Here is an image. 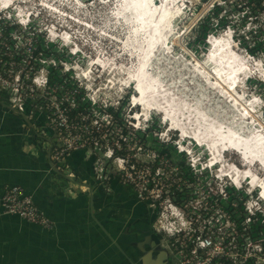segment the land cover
Wrapping results in <instances>:
<instances>
[{"label": "built area", "instance_id": "obj_1", "mask_svg": "<svg viewBox=\"0 0 264 264\" xmlns=\"http://www.w3.org/2000/svg\"><path fill=\"white\" fill-rule=\"evenodd\" d=\"M13 5L10 0H0V99L4 97L9 108L20 115L43 119L57 143L50 152L51 161L55 164L81 151L92 160V179L98 187L108 191L107 181L112 177L130 188L138 202L148 203L157 211L151 229L161 237L160 243L175 264H264L263 189L252 187L250 179L235 181V174H229L231 167L239 170L236 164L221 158L224 162L210 165V153L195 152L193 141L180 139L181 135H168L166 129L171 134L174 129L168 125L163 129L164 123L159 127L154 115L147 119L142 114L144 99L138 103L134 98L136 94L140 99L137 91L113 104L108 103V97L92 98L97 89L92 91L88 86L94 67L100 71L101 64H110L111 71L115 64L118 69L122 64L114 58L109 60L107 51L100 52V47L95 51L92 42L72 40L75 31L59 24L56 28L55 21L49 23L40 17L42 12L53 16L61 9L50 10L43 5L28 11L21 9L22 4ZM263 5L264 1V11ZM39 24L42 36L37 33V42L31 40L30 33ZM92 29L89 26L91 33ZM222 36L239 46L228 27L218 36L220 40ZM62 38L67 42L61 43ZM207 40L214 45L213 37ZM58 41L62 45L58 52L64 50L70 59L55 61L51 42L58 45ZM85 47L89 48L86 53ZM96 59L101 63L98 67L93 65ZM255 62L262 64L260 81L264 82V62L251 59ZM133 66L135 70L136 63ZM110 81L113 77L103 88ZM249 103H254L252 97ZM148 136L154 145H159V136L171 145L160 144L166 151L162 152L161 146L155 148L146 142ZM66 177L72 179L73 175L66 173ZM176 196L179 207L172 202ZM0 205L7 215L44 230L52 227L20 187L4 188Z\"/></svg>", "mask_w": 264, "mask_h": 264}, {"label": "crops", "instance_id": "obj_2", "mask_svg": "<svg viewBox=\"0 0 264 264\" xmlns=\"http://www.w3.org/2000/svg\"><path fill=\"white\" fill-rule=\"evenodd\" d=\"M56 145L41 117L20 115L0 99V198L4 188L20 187L52 223L41 229L0 205V264H173L158 248L152 207L112 177L108 191L98 187L81 151L54 164Z\"/></svg>", "mask_w": 264, "mask_h": 264}, {"label": "bare ground", "instance_id": "obj_3", "mask_svg": "<svg viewBox=\"0 0 264 264\" xmlns=\"http://www.w3.org/2000/svg\"><path fill=\"white\" fill-rule=\"evenodd\" d=\"M58 1H54L57 3V6L63 8L65 6L71 9L70 17L66 15V12L65 14L61 12L56 14L57 12H55L53 14L56 15H49L50 20L55 19L59 23V20L62 18L65 19V23L72 21V23H77L89 31L88 25L80 24L74 20L77 16L81 17L83 14L81 11L73 9L71 2L68 0L62 1L64 5ZM71 1L76 7L78 6L76 0ZM10 2H12V5L14 4V0H10ZM100 2L106 3L108 7L107 2ZM180 2L181 0H166L157 8L152 9L148 7L147 0H124L121 7L117 8L114 12H108V16L106 15L107 24L104 25L103 32L96 33L95 37L103 42L108 41L111 45L120 43L121 47L118 52H121V54L118 58L122 57L125 60L126 55L132 58L135 57L137 59V68L129 74L130 68H124L122 70L121 67L118 69L117 64H115L116 68L110 71V64L109 66L102 65L98 59L95 60L93 65L95 64L98 67V63L101 64L100 73L104 76L108 74L107 77L109 79H111V75H113L114 80L116 78L124 79L128 75L130 78L125 81L128 82L131 89L136 83L135 90L140 93V99H137L136 94L134 95L135 100L138 103L143 99L145 101L142 105V114L145 117L150 116L152 114L151 108L155 106L159 111V116L161 114L163 115L162 120L164 125L167 126L169 122L170 128L181 132L180 139H193L195 142H192V144L195 145L194 148L196 150L201 149L204 153L211 154L213 158L210 159V165L224 162L219 155L220 149L237 152L244 160L243 169L237 170L231 167L232 171L229 176H233L234 173L236 177L235 181L237 182H241L243 178L250 179V185L252 187L260 186L263 189L261 196L264 199V178L262 176L259 177L250 168L252 163H254L253 167H256L257 163H259L264 173V136L259 133L251 134L255 129L250 123L257 122L260 125L263 135L264 125L256 118L255 113H253L255 110L253 107H258L255 103H248L249 106H246V104L244 105L239 101L241 97L240 93L242 94L244 92L246 84L244 81L245 77L250 73H254V75L259 74L260 76L262 64L256 62V70L249 71V66L245 65V63L242 64L241 60L238 59L239 55L236 56L234 54L236 53L235 49L231 45L228 37L224 36H222L221 40L218 36L214 38V45L209 56L205 59V63L197 59H192L190 63L187 62L181 54L179 55L182 52V45L179 44V41L184 33L180 36H173L172 38L170 33L167 35L166 30L162 29V27L169 28L172 26L171 19L173 15H178L181 12L182 6L176 4ZM40 7H43V5H40ZM66 8L64 11H68ZM123 26L130 28L125 40L119 36L123 31ZM67 28L70 30L71 27ZM57 30L60 31V29ZM93 31L98 32L95 29H92V33ZM62 40L61 43L66 41ZM159 48L165 53L161 52L158 59L152 61L151 55L153 51ZM176 48H179L180 51L176 50V52ZM105 51H108V48ZM204 57L202 60H204ZM117 61L119 62V60ZM172 63L177 64V67L181 68L184 74H188L184 80L191 78L190 83L187 80L183 87L174 82L175 75L168 76L166 67ZM210 69L216 72L218 79L211 73ZM174 74L176 73L174 72ZM114 80L111 81L110 91L112 90L113 94L117 96L119 94L117 89L119 82ZM109 85L110 83L107 84L106 89H108ZM119 87L123 89L124 84H120ZM206 90H213L220 94L224 99L220 100L219 104H223V106L220 105L216 109L208 108L209 99ZM148 98L152 99L153 103L147 101ZM225 100L230 106L235 108H240L241 106L240 109L236 108L238 110L236 123L233 120L226 122L229 119L228 113H231L234 108H230L225 103ZM170 104L172 105L171 108H169ZM219 113H222V115H219ZM243 123L245 124V128L241 126ZM214 153L216 156H214ZM208 156L210 155L208 154ZM243 170L247 171L243 173Z\"/></svg>", "mask_w": 264, "mask_h": 264}, {"label": "rangeland", "instance_id": "obj_4", "mask_svg": "<svg viewBox=\"0 0 264 264\" xmlns=\"http://www.w3.org/2000/svg\"><path fill=\"white\" fill-rule=\"evenodd\" d=\"M54 1L55 0H30V1L25 0V2H27L25 4V7L26 9H29V8L39 9L40 5H44L50 8L51 7L55 8L56 10L62 9L60 10V12L64 14L66 12V15L70 17L71 9L66 8L65 6L64 8L59 7L57 6V3H55ZM62 1L63 0H59L58 2L64 5ZM68 1L71 2L73 9H76L77 11H81L83 13L81 17L77 16L74 18V20H76L80 24L91 26L93 29L97 30L98 32L93 31V33H90L87 29L83 28V26L77 23H72V21H70V23L68 22L65 23L64 22L65 19H62V18L59 20V23H57V20L55 19L50 20L49 19L50 16H47L46 13L44 12L41 13L40 17L45 18L47 22L49 23L50 21H55L56 28H60V27H57L58 24L59 26H61V28H64V26L71 27L70 31H75L76 33L75 35H80L81 37H83L82 40L84 42H92L93 43L92 46L94 47L95 51L97 50V47H100L98 49L100 50V52H104L105 49L108 48V51H107L108 59L110 60L114 58V59L119 60V62H116V63L120 65L122 64L121 67L125 69L130 68V72H129L130 74L134 69L133 59L131 57H125V60L122 57L118 58L120 57L119 55L121 54V52H118L119 48L121 47L120 46L121 44L114 43L115 45H111L110 43H108V41L103 42L99 38L95 37L96 33L103 32L104 25L107 24L106 18L108 16V12L111 11L110 2H107L108 3V7H107V4L101 3L100 0H76L78 4V6L76 7V5L73 4L71 0H68ZM263 1L264 0H181V3L183 2H188V3L186 4L184 8L181 9L180 14L173 15V18H172V27L175 30L174 36L176 35L180 36L184 33V35L181 37L179 41L180 42L179 44L182 45V48H181L182 52L179 53V55L181 54L183 58L189 63L192 59L193 60L197 59L199 61H202V58L204 57V53H206V50L208 48V45L206 44L207 39L209 37L215 38L219 36L222 33V31H224L228 27L229 31L233 34L234 43L237 42L238 44L239 43L241 44V45L239 44L240 47L233 46L236 52L234 54L236 56L239 55L238 59H240L241 62L242 61L245 62V65L249 66L248 68L249 71L256 70L255 65L257 63L256 62L251 63V59L254 61L255 59H261L264 62V11L262 7ZM178 5H180V3ZM65 8L68 11H64ZM87 22H89V24H87ZM107 22H108V19H107ZM111 22L115 23L114 21H111ZM42 23H45V21L43 20ZM16 30L18 29L16 28ZM176 30H177V33H176ZM40 31H41V26L39 24L37 25V27H34L32 33H30L31 40L38 42L37 37L42 36L40 34ZM119 36L121 38L122 33L119 34ZM45 41L46 39L44 40L42 38V42L46 43ZM51 45H52L51 49L54 51V53H56L55 61L57 60L62 61V58L70 59L64 50H62L63 52H58L59 47L62 45L52 44V42H51ZM245 46L248 47V49L252 52V54L248 53L247 48H245ZM83 49L85 50V51L83 50L85 53L86 51H89V48L85 47ZM176 50L180 51L179 48H176L175 51ZM116 55L118 56L116 57ZM248 58H250V60H248ZM211 69L210 71L212 73L214 70H211ZM166 70H167L168 76L175 75L174 77L175 83L180 84L181 86L184 87V85L186 84V81L188 80V79L184 80V78L188 76L187 73L184 74L182 72V69L177 67V64H174V63L169 64L166 67ZM174 72L176 74H174ZM93 74H94L93 75L94 77H92L93 80L92 82H90L88 88H90L92 91H95L96 89L97 90L92 98L96 96H98L99 98H102L103 96L104 98L108 97L109 98L108 103L113 104L119 97L124 98L127 94H130L129 88L125 89L121 93L120 87L117 84L118 86L117 89L119 91V94H118L119 96L117 97L115 94H113L112 90L110 91L111 84L108 86V89L103 88V85L106 83V80L109 79L107 77L108 74H106L105 76L101 74L100 76L99 69L95 70V67L93 69ZM257 76L258 78H260L259 74L254 75V73L252 74L250 73L248 75V78L244 80L246 84H245L244 92L242 94L240 93L241 97L239 101L240 103L245 105V101H247L250 97H252L254 99V103L258 107L260 106L262 107L263 116H264V82H261L260 79L262 78L258 79ZM111 77H113V75H111L110 78ZM129 78L130 77H128L127 75L125 76L124 79L116 78L115 80L114 79L113 80L118 81L119 83L124 84L125 86L126 84H128V82H126L125 80ZM169 80H170V77H169ZM187 82L190 83L191 78ZM204 86H207V85H204ZM206 94L209 99L208 108L216 109V107H219L220 105L223 106V104H219V102L220 100H223L224 98L222 97L218 98L219 96L215 91L206 90ZM258 98L260 100H258ZM2 99L4 100V97ZM104 100L107 101L106 99ZM225 103L228 106H230L226 100H225ZM124 107H127V105H125ZM230 108L240 109L241 106L240 108L238 107L235 108L233 106H230ZM234 109H232L231 113H228L229 119L225 118L227 119L226 122L232 121V120L235 121V123L237 122L236 118L238 116V110L237 109L234 110ZM219 115H222V113H219ZM156 118L158 120V117ZM156 122L159 127L162 126V123H160L159 121H156ZM241 126H245V124L243 123L241 124ZM162 128L165 129V126L164 127L162 126ZM162 128L159 129V132H161ZM159 138L161 139L157 141L159 145L157 143L155 145L152 144V141L155 142L154 140H152V136L146 137L145 140L147 143L150 142V144L152 146H155V148L159 147V149L161 146L160 144L168 143L169 145H171L167 141V139H165V137L159 136ZM186 145L190 146L189 144H186ZM162 146H161L160 151L166 152L165 149L162 148ZM172 147L173 146H171L169 149L173 150ZM166 149L169 150L168 148ZM225 160L226 161L229 160L228 162L236 164L239 167V169H243V164L238 162V158L235 155L229 154V157H228V154H227ZM254 169L255 167L252 168V171ZM244 172L246 171L243 170V173ZM261 172H258V175L260 177L263 176L262 175L263 172L262 173ZM158 248L164 256H169L168 250L166 249L163 243H159ZM172 263L175 264L174 260H172Z\"/></svg>", "mask_w": 264, "mask_h": 264}, {"label": "clouds", "instance_id": "obj_5", "mask_svg": "<svg viewBox=\"0 0 264 264\" xmlns=\"http://www.w3.org/2000/svg\"><path fill=\"white\" fill-rule=\"evenodd\" d=\"M123 1L124 0H118V8L119 7H121L122 6V4H123ZM27 2H21V1H15L14 0V5L13 6H16V4H22L21 5V9H26V7H25V4H26ZM188 2H184V3H181L180 2V5H178L179 3H176L178 6H182V8H184L185 6H186V4H187ZM12 6V7H13ZM117 9V8H116ZM115 9V10H116ZM26 10H28V11H31L32 10V8L30 9H26ZM115 10H112V11H110V12H114ZM65 27V26H64ZM128 31V32H127ZM129 31H130V28L128 27V26H123V31L121 32L122 33V39L123 40H125V38H127V36H128V33H129ZM76 33H74L73 34V36H72V40H75L76 42H78V43H80V44H82V39L79 37V36H77V35H75ZM78 38H80V39H78ZM208 41V40H207ZM209 42V41H208ZM232 45V44H231ZM233 46V45H232ZM212 50V46H210V49H209V51H208V53H207V55H205V57H204V60H202V62L203 63H205V59L209 56V53H210V51ZM126 57H128V55H126ZM132 58V57H131ZM133 59V63H136L137 62V59L134 57V58H132ZM136 68H137V66H136ZM136 70V69H135ZM212 73H214V75H215V77H217V79H218V76H217V74H216V72L215 71H213ZM257 78H258V76H257ZM258 79H260V78H258ZM140 80V79H139ZM135 86H136V83H135V85H133L132 86V89L130 88L131 86L129 85V86H125L124 88H123V90H125V89H128L129 88V90H130V92H132V91H136L135 90ZM122 93V92H121ZM138 93V92H137ZM140 94V93H139ZM251 98V97H250ZM250 98H249V100H250ZM249 100L245 103L246 104V106H249L248 105V103H249ZM147 101H151L152 103H153V101H152V99H150V98H148V100ZM170 107L169 108H171V104L169 105ZM153 108L151 109V112H152V115H154L155 117H158V119H160L159 120V122L160 123H162L163 124V122H162V118H163V115L161 114V116H159L160 114H159V111L156 109V107L155 106H152ZM253 108H255V110L253 111V113H255V116H256V118L258 117V120L260 121V118H261V116L262 117H264L263 116V111H262V107L260 106V107H253ZM147 119L149 118V116H147L146 117ZM150 119V118H149ZM152 121V120H151ZM149 123H150V121H149ZM168 126H169V122H168V124H167ZM165 126V125H164ZM166 127V126H165ZM244 128H245V126H243ZM172 131V130H171ZM175 131V130H174ZM166 132H167V134L168 135H173V136H175V137H179V135L181 134V132L180 131H178V130H176L175 132H174V134H171V132H170V130H167L166 129ZM190 140H192L193 142H195L193 139H190ZM198 151H202L201 149H197ZM197 150H195V152L197 151ZM204 153V152H203ZM220 155H221V158H225L226 159V156H227V154H228V157H229V154H232V152L230 151V150H228V149H220ZM232 155H234V154H232ZM237 158L239 157V159H238V162H240V163H244V160L242 159V157L241 156H239V154L237 155H235ZM240 163H239V165H240ZM253 165H254V163H253ZM253 165H250V168H253ZM263 172V170L261 169V167H260V164L259 163H257V166L255 167V169H254V171H255V173L258 175V172H261V171ZM245 171H247V170H245ZM258 171V172H257ZM261 172V173H262ZM263 176V178H264V173L262 174ZM259 176V175H258ZM260 177V176H259ZM241 185L243 186V187H247V188H249L248 187V184L247 183H241Z\"/></svg>", "mask_w": 264, "mask_h": 264}, {"label": "flooded vegetation", "instance_id": "obj_6", "mask_svg": "<svg viewBox=\"0 0 264 264\" xmlns=\"http://www.w3.org/2000/svg\"><path fill=\"white\" fill-rule=\"evenodd\" d=\"M177 196L180 197V196H181V193H177ZM177 196H176V199L174 198V199L172 200V202H173V204H175L176 206L179 207V200L177 199ZM163 198H164V197H162L161 199L163 200ZM146 204L149 206L148 203H146ZM152 209H153V208H152ZM153 210H154V209H153ZM157 210H158V212H159V209H158V208H157ZM156 214H157V211H156V213H155V211H154V213H153V215H152V220H154ZM158 237H159V241H160L161 237H160V236H158Z\"/></svg>", "mask_w": 264, "mask_h": 264}]
</instances>
